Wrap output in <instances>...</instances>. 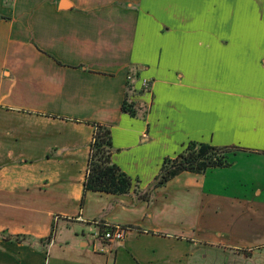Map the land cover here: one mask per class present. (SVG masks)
Instances as JSON below:
<instances>
[{"label": "crops", "instance_id": "crops-1", "mask_svg": "<svg viewBox=\"0 0 264 264\" xmlns=\"http://www.w3.org/2000/svg\"><path fill=\"white\" fill-rule=\"evenodd\" d=\"M91 123L109 127L134 186L81 206ZM189 142L248 150L215 169L241 162L240 176L215 197L211 171L183 172L138 200ZM0 159H13L0 165V234L22 237L0 238V264L264 254V0H0ZM95 222L131 229L97 253Z\"/></svg>", "mask_w": 264, "mask_h": 264}, {"label": "trees", "instance_id": "trees-1", "mask_svg": "<svg viewBox=\"0 0 264 264\" xmlns=\"http://www.w3.org/2000/svg\"><path fill=\"white\" fill-rule=\"evenodd\" d=\"M121 110L134 117L140 109L129 101L128 93H126ZM91 124L93 126V135L85 177L82 183L81 206L84 201V195L88 191L121 196L128 194L134 186V180L111 161V155L114 150L109 127L99 123ZM245 151L248 150L234 145L217 147L207 143L189 142L175 157L163 159L159 174L150 187L144 192L135 190L136 198L138 200H148L155 188L164 186L168 181L183 172L203 174L209 169L228 167L232 164L233 157L238 152ZM52 235L53 229H51V234L47 240ZM0 238L22 241V237L19 236L0 234Z\"/></svg>", "mask_w": 264, "mask_h": 264}, {"label": "rangeland", "instance_id": "rangeland-1", "mask_svg": "<svg viewBox=\"0 0 264 264\" xmlns=\"http://www.w3.org/2000/svg\"><path fill=\"white\" fill-rule=\"evenodd\" d=\"M238 154V153H237ZM236 154V155H237ZM235 157V156H234ZM233 157V159H234ZM8 164H12L13 165V159H0V165H8ZM241 162H238L236 164H234V167L231 171L229 172H218L219 175L221 176H217V172L218 170L215 171V169H209V171H211V173H213V175L215 176V179L214 180H210L211 179V174L209 175L208 179L209 181L212 183V182H216L215 185L213 187H208L207 188H210L211 190V194L215 197H218L220 196L222 193H223V189L222 187H220L222 185L221 183V180L224 184V181H226L225 179H227L228 181H232L234 178H236V176H240V173H238L240 171V168H242L241 166ZM251 165V163H250ZM236 175V176H235ZM231 187H227V189H229ZM245 195H242V198H244ZM90 232V230H92L91 228H87V232ZM86 232V233H87ZM216 236H218V233L216 231ZM80 236V234H79ZM85 242L87 244V249H90L92 247V244H91V240L90 238L87 236L85 237ZM210 252H207L208 253V258L207 259H203V260H199L197 259L195 261V264H223L224 262L223 261V257L221 258L219 256V260L218 259V251H216L215 249H209ZM206 253V251H205ZM233 255L236 256L237 259H239V262H230V261H227L226 263L224 264H264V254L263 253H255V251L251 250V249H244V250H240L239 252L237 253H233Z\"/></svg>", "mask_w": 264, "mask_h": 264}, {"label": "built area", "instance_id": "built-area-1", "mask_svg": "<svg viewBox=\"0 0 264 264\" xmlns=\"http://www.w3.org/2000/svg\"><path fill=\"white\" fill-rule=\"evenodd\" d=\"M149 86L150 82L144 79L142 81V88L147 91ZM94 224L100 229V233L97 235L98 243L93 247V250L97 253L107 252L109 243L124 240L131 229L126 226L101 224L99 222H95Z\"/></svg>", "mask_w": 264, "mask_h": 264}]
</instances>
